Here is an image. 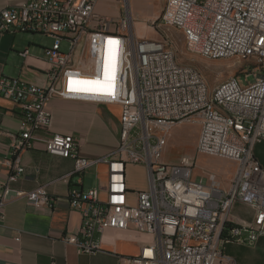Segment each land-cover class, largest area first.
Wrapping results in <instances>:
<instances>
[{"label":"built area","instance_id":"obj_1","mask_svg":"<svg viewBox=\"0 0 264 264\" xmlns=\"http://www.w3.org/2000/svg\"><path fill=\"white\" fill-rule=\"evenodd\" d=\"M97 1L25 0L0 10V33L52 37L42 84L0 77V95L21 111L11 156L2 159L9 175L0 181V224L10 200L24 196L37 207L52 201L44 187L27 192L9 187L24 173L19 153L41 141L48 153L73 160L72 174L107 164L103 199L98 187L71 185L67 193L82 220L79 232L65 234L63 241L78 252H96V234L105 228H134L149 240L124 264H236L223 252L224 244L251 245L264 236V168L254 154L264 141V0H164L160 23L179 31L189 51L206 59L238 57L246 83L235 76L220 89H207L196 67L177 60L172 37L137 38L127 33V14L98 13ZM53 97L119 105L116 149L102 158L82 157L71 134H43L51 118L46 101ZM186 119L198 125L197 155L236 164L227 187L215 175L193 176L189 158L162 160L171 127ZM127 163L145 168L144 190H127ZM238 202L247 206L250 220L232 221ZM226 223L234 226L221 238Z\"/></svg>","mask_w":264,"mask_h":264},{"label":"crops","instance_id":"obj_2","mask_svg":"<svg viewBox=\"0 0 264 264\" xmlns=\"http://www.w3.org/2000/svg\"><path fill=\"white\" fill-rule=\"evenodd\" d=\"M24 1L0 0V10ZM122 7L115 0H98L95 10L108 17H117L123 15ZM51 43L52 37L48 35L0 33V77L42 84L49 68L47 49ZM25 49L27 55L22 54ZM46 107L51 118L49 131L43 134H71L77 140L76 149L82 157L102 158L116 149L119 105L53 97L46 101ZM20 120V108L0 95V181L9 175L2 159L11 156L10 142L18 134ZM176 136L183 138L181 132L171 129L161 157L166 163H178L182 156L175 161L169 158V143L175 141ZM254 154L264 168V141L255 146ZM19 159L24 173L19 179L10 181L9 187L21 192L44 187L52 201L37 207L21 196L6 203L5 218L0 224V264H124L126 257L138 255L141 246L148 242L149 236L134 228H105L96 234V252H78L73 244L63 241L65 234L79 232L82 220L81 213L70 206L67 193L71 185L83 190L98 187L99 198L103 199L107 164L100 161L86 168L81 175L72 174L73 160L48 153L41 141L22 150ZM125 180L129 192L144 190L147 186L145 168L127 163ZM230 214L233 222L252 218L247 206L239 202L234 204ZM256 242L264 244V236Z\"/></svg>","mask_w":264,"mask_h":264},{"label":"rangeland","instance_id":"obj_3","mask_svg":"<svg viewBox=\"0 0 264 264\" xmlns=\"http://www.w3.org/2000/svg\"><path fill=\"white\" fill-rule=\"evenodd\" d=\"M163 5L164 0H127L122 7V14L126 13L131 18L127 33L140 39H161L165 35L172 37L175 42L177 60L182 64L196 67L210 88L231 76H237L240 84L246 83L241 76V63L237 58L206 59L189 51L179 31L167 28L160 23ZM61 48L67 51L68 43L64 41ZM171 129H177L183 134V138L176 136L175 141L172 140L169 143V158L175 161L182 155L178 163L182 158H189L194 165L193 176L215 175L227 187L237 167L232 161L226 159L196 154L198 125L186 119L173 124ZM223 252L231 255L236 264H264V244L255 242L251 245H240L229 241L224 244Z\"/></svg>","mask_w":264,"mask_h":264},{"label":"bare ground","instance_id":"obj_4","mask_svg":"<svg viewBox=\"0 0 264 264\" xmlns=\"http://www.w3.org/2000/svg\"><path fill=\"white\" fill-rule=\"evenodd\" d=\"M228 58H237V59H238L237 56H230V57H228ZM209 59H217V58H209ZM185 68H193V66L185 65ZM234 78H235V76H231V77L225 79L224 81H222V82L216 84V85H215L214 87H212V88H210L209 85H208V83L206 82L207 89H220V88H222V87H224V86H228V85H230V84L234 81ZM200 80H204V78H203V76L201 75V73H200Z\"/></svg>","mask_w":264,"mask_h":264},{"label":"trees","instance_id":"obj_5","mask_svg":"<svg viewBox=\"0 0 264 264\" xmlns=\"http://www.w3.org/2000/svg\"><path fill=\"white\" fill-rule=\"evenodd\" d=\"M234 226L233 223H226L223 227V231H222V234H221V238H225L228 236V229L230 227Z\"/></svg>","mask_w":264,"mask_h":264},{"label":"snow or ice","instance_id":"obj_6","mask_svg":"<svg viewBox=\"0 0 264 264\" xmlns=\"http://www.w3.org/2000/svg\"><path fill=\"white\" fill-rule=\"evenodd\" d=\"M110 43H113V42H110ZM86 83H92V84L98 85V82H86ZM98 87H101V88L108 87V88H110L111 85L110 84H107V85H98Z\"/></svg>","mask_w":264,"mask_h":264}]
</instances>
